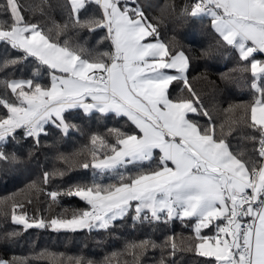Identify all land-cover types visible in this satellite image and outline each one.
<instances>
[{
    "label": "snow or ice",
    "instance_id": "1",
    "mask_svg": "<svg viewBox=\"0 0 264 264\" xmlns=\"http://www.w3.org/2000/svg\"><path fill=\"white\" fill-rule=\"evenodd\" d=\"M69 3L74 24L89 31L107 29L104 39L111 41V52L93 55L67 40L61 44L51 35L52 29L45 32L41 24L25 18L26 10L43 14V7H25L20 0L0 3V16L6 17L0 19V42L20 50L25 58L34 57L50 71L51 79L50 86L36 82L35 75L0 81V107L5 110L0 114V160H17L15 153L9 156L2 150L10 138L15 140L17 130L37 144L50 121L67 134L76 127L64 116L71 109L127 117L138 132L110 129L115 143L92 135L91 161L82 168L111 173L117 183L76 185L63 193L86 201L90 210L30 223L27 213L15 214L16 208L23 211V205H14L13 222L25 229L50 226L74 231L107 229L130 210L136 213L133 219L141 221H160L162 214L168 220L195 218L198 256L214 258V264H264V60L255 58L256 53H264V0H193L183 9L190 17H210L219 37L217 47L236 50L245 62L241 71L251 72V88L257 95L244 106V124L253 133L246 139L258 144L251 155L234 152L223 131L217 133L188 82L189 57L184 51H170L158 39L156 26L139 5L131 7L128 0ZM89 3H95L101 15L82 21L80 13ZM66 27L56 26L57 37ZM18 63L17 58L5 59L0 70ZM173 69L176 74H170ZM174 82H182V91L189 96L173 98ZM190 115L207 117L209 124L201 125ZM144 162L156 167L125 175L129 166ZM51 175L44 173L45 183ZM48 195L56 201L61 193ZM244 218L250 222L244 223ZM213 221L218 222L216 234L201 236V229ZM171 248L174 253L175 243ZM0 264L14 262L0 258Z\"/></svg>",
    "mask_w": 264,
    "mask_h": 264
},
{
    "label": "trees",
    "instance_id": "2",
    "mask_svg": "<svg viewBox=\"0 0 264 264\" xmlns=\"http://www.w3.org/2000/svg\"><path fill=\"white\" fill-rule=\"evenodd\" d=\"M20 2L25 7H43V14L39 10H26L25 18L41 24L45 32L52 29L51 35L61 44L67 40L70 46L85 47L93 55L112 51L111 41L104 39L107 29L89 31L74 24L69 0ZM192 2L135 0L133 3V0H128L129 6L142 8L148 20L156 26L158 39L168 45L170 51H184L189 57L188 82L203 109L209 113L217 133L223 131L234 152L245 151L251 155L258 147L246 139L253 133L244 124V106L250 105L257 95L251 88V72L241 71L245 62L240 61L236 50L230 46L217 47L219 37L211 26L210 17L184 14L183 9ZM94 15L100 16V9L95 3H89L81 11L80 19L83 21ZM3 18L6 17L0 16ZM65 24L67 27L57 37L56 26ZM262 55L256 53L255 58L260 59ZM12 58L19 59L20 63L0 70V81L31 79L35 75L38 76L36 82L51 85L50 71L46 66L40 65L34 57L25 58L20 50H13L0 42V63ZM182 89V82H174L170 86L171 96H189ZM4 111L0 107V114ZM64 116L68 123L76 125L67 134L50 121L39 137V144L35 138L24 137L23 131L17 130L15 140L10 138L2 149L9 156L15 153L17 160H0V258L14 264H77V261L81 264H214V258L201 257L195 252V244L199 242L194 231L195 218L168 220L162 214L160 221H141L134 220L136 213L130 210L107 229L73 231L50 226L25 229L23 225L14 223V205H23V211L16 208L15 214L27 213L29 222L43 219L47 223L53 218H71L74 213L88 210L89 205L79 197L63 195L70 187L91 186L93 182L101 185L117 183L111 173L101 174L81 165L91 161L90 140L93 134L105 136L109 142L115 143L110 129L132 134L138 132L135 125L127 117H117L114 113L86 114L82 108L71 109ZM190 118L201 125L209 124L208 118L202 115H190ZM158 155L157 150V159ZM155 167L154 162H144L129 166L125 175ZM46 172L52 174L47 183L44 181ZM53 191L61 193L56 201L48 195ZM217 223L214 221L208 228H202L200 235L213 237ZM142 241L149 243L146 247H132ZM172 243L176 245L174 253Z\"/></svg>",
    "mask_w": 264,
    "mask_h": 264
},
{
    "label": "crops",
    "instance_id": "3",
    "mask_svg": "<svg viewBox=\"0 0 264 264\" xmlns=\"http://www.w3.org/2000/svg\"><path fill=\"white\" fill-rule=\"evenodd\" d=\"M148 41L149 42H155V40L154 39H149L148 38ZM263 55H264V53H262ZM262 55V58H260L259 60H264V56ZM171 72H174L175 70L173 69V70H170ZM57 74H59V73H57ZM88 102H91L90 100L88 101ZM149 214L151 215V213L149 212ZM214 222V221H213Z\"/></svg>",
    "mask_w": 264,
    "mask_h": 264
},
{
    "label": "built area",
    "instance_id": "4",
    "mask_svg": "<svg viewBox=\"0 0 264 264\" xmlns=\"http://www.w3.org/2000/svg\"><path fill=\"white\" fill-rule=\"evenodd\" d=\"M88 210H90V206H89V209ZM244 223H248V222H250L249 221V218H244V221H243Z\"/></svg>",
    "mask_w": 264,
    "mask_h": 264
},
{
    "label": "rangeland",
    "instance_id": "5",
    "mask_svg": "<svg viewBox=\"0 0 264 264\" xmlns=\"http://www.w3.org/2000/svg\"><path fill=\"white\" fill-rule=\"evenodd\" d=\"M169 72H170V74H176V72L174 71V72H171L170 70H169ZM31 223V222H30Z\"/></svg>",
    "mask_w": 264,
    "mask_h": 264
}]
</instances>
